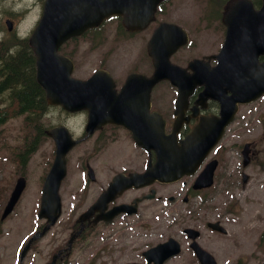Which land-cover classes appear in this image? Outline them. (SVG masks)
<instances>
[{"label": "rangeland", "instance_id": "rangeland-1", "mask_svg": "<svg viewBox=\"0 0 264 264\" xmlns=\"http://www.w3.org/2000/svg\"><path fill=\"white\" fill-rule=\"evenodd\" d=\"M172 1V13H169L166 20L183 25L190 33L191 42L195 45L175 57L176 60L184 63L193 55L202 53L200 38L205 33L202 30V24H199L198 21L201 14L197 8L201 0ZM41 5L42 0H0V34L6 35L2 23L5 17L11 16L10 12L15 14L10 18L16 20V34L23 37L30 33L39 19ZM115 26V21L104 26L105 39L101 46L91 48L86 43L80 45L73 56L76 77H87L93 69L103 66L108 68L117 80H120L124 72L139 65L138 59L142 64H145L142 60L145 41L139 43L134 40L122 43L120 40H115L113 34ZM211 49L212 47L206 52L209 53ZM158 88L159 92L164 93L165 96H172V91L167 88L165 82H160ZM261 102V100L258 101V103ZM59 114L57 110H50L47 116L41 120L42 124L48 126L61 121L58 118ZM70 126L72 129L78 130V121L74 120ZM28 131L29 129L23 126L20 117L12 118L0 126V209L15 178L21 171L18 162L13 160V155L20 149L23 137ZM250 139L256 141L254 147L256 153L253 161L244 168V172L249 176L244 185L239 181L238 171L241 156L240 150L237 148L240 143ZM219 144L224 151L223 161L214 187L206 192L210 198L211 208L205 215L202 214V218L223 217L228 233L226 237L219 238L217 242L211 241L207 247L212 246L211 251L220 256L217 264H264V113L261 116L259 114L249 116L244 132H240L238 135H226ZM51 159L52 144L49 140H42L36 152L23 166L26 178L24 193L14 211L8 216L9 218L0 223V264H17L16 257L19 246L37 224L41 223L37 219L36 213L41 185ZM230 202L234 204L233 211H224L225 206ZM68 215L69 211L64 208V214L57 225L58 227H54L52 230L61 231L62 225L66 224ZM143 219L149 226L151 222L156 230H154L156 235L143 240L144 246L160 240V236H167L170 226L180 225L185 221V218L163 216L144 217ZM150 232L152 231L146 232V234H150ZM40 241L39 244H36L38 250L43 249L46 244L53 243L54 239L49 240L47 237ZM38 250L30 253L25 264L41 263ZM223 252H231L233 258L224 260L225 253ZM186 256L180 255L165 264H186L181 262L180 258Z\"/></svg>", "mask_w": 264, "mask_h": 264}, {"label": "flooded vegetation", "instance_id": "flooded-vegetation-1", "mask_svg": "<svg viewBox=\"0 0 264 264\" xmlns=\"http://www.w3.org/2000/svg\"><path fill=\"white\" fill-rule=\"evenodd\" d=\"M228 1L229 0H201L198 3L197 8L201 14L198 21L199 24H202V30L205 34L200 38L202 53L193 55L192 58L206 59L207 56L217 55L221 63L220 66H222L224 40L228 31L227 24L231 23L234 18L236 19L238 14L242 11L241 9L230 10L226 8ZM251 1L252 5L257 8L258 5L255 1ZM172 9V0H165L159 3L154 12V19L150 21L148 27L135 33L123 32L122 38L124 40L133 39L137 42H140L139 40L141 39L147 40L150 37L154 25H157L160 21H164L169 13H172ZM186 31L189 35L188 43L174 52L173 56L179 55L182 51L194 45L191 42L190 33L187 29ZM91 36L92 34L89 35V37ZM69 44L70 42L68 41L65 46ZM210 47H212V49L209 53L206 52ZM146 56L145 54L143 55V60L148 61L149 64L144 65V69L151 70V60L148 56L147 59ZM209 61L210 63H215L212 59ZM258 61L260 63L264 61V55L258 57ZM199 89L200 88H195L196 91H199ZM194 102L195 97L193 95L187 101L184 114H190L189 109L194 105ZM158 104V100L152 97L150 110L158 109ZM180 107L182 108L183 106L181 105ZM166 109L168 113L173 114L172 111H174V107H171L170 103L167 104ZM198 109L200 110V108ZM200 112L206 116L213 115L217 113V104L215 102H208L205 108ZM195 123L196 120L191 118L187 124L182 125V131H189ZM112 131L114 137L110 142L106 143L111 134L108 133L107 130L103 132L100 130L90 136L89 141L87 140L83 146V150L86 149V156L79 163V181L72 187L67 188L68 195L72 194L73 196L70 200L73 201L72 212L75 218L71 224L66 225L67 227L65 230H68V233L63 242H58V244L55 245L56 252L58 253L55 264L65 262L66 258L71 253L74 254L75 251L80 250V245L85 239L86 241H84L85 243L81 247H83L82 252L88 257L87 260L89 263L110 264L121 260L136 261L141 256L140 244L133 242L129 247H126L122 243L121 236L115 238L117 233L125 230L126 227L131 230H138L141 227L138 225L136 219L138 216H179L181 215V204H195L197 198L199 200L202 199L201 202H205L203 194L205 190H194L192 188L194 177L184 176L180 181L171 184L154 181L147 185H132L118 193L115 199L108 202L106 205V209H109L114 205L128 204L130 208H135V211L130 214L124 212L118 214L110 222L100 220L96 223H92V220L98 213V211H95L88 220L77 222L81 213L93 204L100 192L109 185L115 174L122 173L127 175L131 172H142L149 158L152 159V161L154 160L155 155L153 152L148 154V152L136 145H113L117 140V131L114 128H112ZM93 143L94 147L92 150ZM88 166L93 170L92 178H89L87 175ZM201 194L202 197L200 196ZM178 202H181V204H178ZM158 206L161 208H157ZM197 222L200 225L199 219H197ZM78 230H80L79 235L71 242L70 248H67L69 237L71 234L78 232ZM203 232L205 231L202 230L198 235V240L200 242L207 241V236ZM178 235L186 239V235L183 233L182 229L178 231ZM137 238L138 235L134 234L131 236V241H137ZM128 251L130 252L129 254H127ZM51 257L52 252L50 258ZM191 259H195V257L193 256ZM187 262L190 261L187 260Z\"/></svg>", "mask_w": 264, "mask_h": 264}, {"label": "water", "instance_id": "water-1", "mask_svg": "<svg viewBox=\"0 0 264 264\" xmlns=\"http://www.w3.org/2000/svg\"><path fill=\"white\" fill-rule=\"evenodd\" d=\"M152 3L151 8L161 0H45L42 8L41 18L32 32L29 38V44L32 47L36 57V81L45 90L46 97L49 103H59L67 110H73L74 106L70 99L76 97L77 89H81L80 82L70 77L72 64L65 58H61L56 55L55 51L57 45H59L66 38L76 35L81 32L82 28L90 27L93 24H97L101 19L112 14L123 15L126 22V26L129 27L138 25L137 22L127 19L129 16L137 14L138 8L142 3ZM258 12H255V17H264V0ZM173 31L177 32L180 37L174 39L173 47L182 44L186 40L185 34L173 24H160L154 33L153 41L158 43L159 49H165L164 54L155 56L156 70L152 78L149 81H159L161 79H167L178 88V97L185 98L189 95L193 86L197 84L204 85L203 91L200 93L203 97H210L220 100L224 94V83L228 84L232 92L237 94L236 97L241 101H250L264 91V77L261 80L256 76L255 80L250 79L249 85L244 84L243 92H239V86L235 77L230 74L229 69H225L224 72L219 67L209 68L206 64L201 66L200 60L194 59L188 65L191 67L192 73H187L185 69H182L169 62V53L167 45H162L164 35L171 36ZM235 30L229 34L228 39L233 38ZM46 44V45H45ZM171 50L173 48H170ZM251 53V51H249ZM198 64V65H196ZM262 72L261 74H263ZM260 74V75H261ZM96 96L103 97L104 91L107 92L103 83H95ZM119 103L127 104L126 99H122ZM121 108L118 109V112ZM230 115L220 119L215 127H213L209 133H203V130L198 135L196 131H193L187 139L181 142V145H191L192 139H197L199 144L203 147L202 154L204 155L210 147H212L218 140L222 133L224 125L229 121ZM62 137L59 141H56V155L53 165L45 178V182L42 189V197L40 203V209L38 216L45 217L50 224L54 223L59 214V200L57 195V189L62 176L64 175V153L70 146V140L65 130L59 131ZM163 129V121L160 118L159 134L157 143L159 145V163L158 167L163 170L167 166L176 165L179 166L178 159H163V154L168 150L171 153L183 154L184 151L179 149H167L163 146H176L177 142L174 138V133L169 136H165ZM66 138V139H65ZM67 140V141H66ZM247 150V146L243 153ZM180 153V154H179ZM182 158V157H181ZM248 162L247 158H244V164ZM215 167V161L211 162L206 170L200 175L201 183L198 187L203 185H210L212 179V172ZM245 179V177H244ZM24 179L19 178L10 195L7 205L4 209L3 216L9 213L15 202L17 201L22 189L24 188ZM49 225H46L43 229L45 231ZM25 246V251L27 249ZM23 251V254L24 252ZM177 251V246L173 241H169L165 244L151 249L148 252V259L153 260L156 264H161L162 261L172 253ZM206 256V255H204ZM208 257V256H207ZM209 258V257H208ZM204 264H214L210 259L209 261H203Z\"/></svg>", "mask_w": 264, "mask_h": 264}, {"label": "trees", "instance_id": "trees-1", "mask_svg": "<svg viewBox=\"0 0 264 264\" xmlns=\"http://www.w3.org/2000/svg\"><path fill=\"white\" fill-rule=\"evenodd\" d=\"M46 107L34 80L33 56L26 43L20 39L0 42V125L21 114L36 123Z\"/></svg>", "mask_w": 264, "mask_h": 264}]
</instances>
